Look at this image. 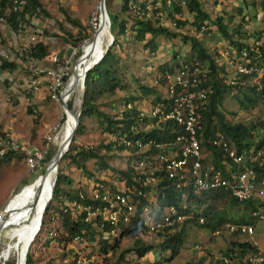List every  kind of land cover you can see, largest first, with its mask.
Returning a JSON list of instances; mask_svg holds the SVG:
<instances>
[{
  "label": "rangeland",
  "instance_id": "1",
  "mask_svg": "<svg viewBox=\"0 0 264 264\" xmlns=\"http://www.w3.org/2000/svg\"><path fill=\"white\" fill-rule=\"evenodd\" d=\"M147 1L148 6L145 15L149 16L154 24H157L158 21L169 29H176V32L197 36L206 50L214 56L215 61L222 63L216 54V50L231 45L226 43V39L216 29L213 20L217 15H221L229 27L237 23L240 24V33L233 34V39L245 42L256 49L255 38L259 32V39L264 42V17H262L264 11L259 6V0H244L243 3L240 2L241 0H199L201 8L209 16V21L205 25L207 28L209 27V31L205 33L202 32L201 28L199 30L195 28L194 24L191 23L193 13L187 11L183 6H181L182 10L179 15L185 18L186 22L179 28H175L167 14L170 10L168 0ZM40 3L45 12L40 11L37 15L29 16L28 21L24 23L22 32L14 33L0 18V49H8L7 52L12 54L15 52L14 57L18 63L17 67L9 72L11 80L7 79V83L0 80V135L10 134L15 138L27 140L46 148L47 160L56 152L58 145L56 142L54 143L53 139L45 141L44 132L50 125L58 121L61 108L59 103L49 96L47 84L50 76L44 73L36 76L38 89L32 98V105L37 109V113L33 115L32 111H28L27 107L29 106L24 103L23 87L30 71L25 68L26 65L24 66L19 58L20 50L34 40L31 39V36H34L47 45L48 53L57 52L59 56H66L68 47L72 44V36L76 37L84 32L89 34L91 40H94V38L92 39L94 33L93 18L96 17L97 19L99 16V5L98 0H40ZM104 3L109 15L116 12L119 19L125 20L126 29L122 34L116 35L114 44L112 39L107 47H110V50L116 54L115 70L119 78V85H116L112 92L94 93L92 102L100 112L115 116L122 109L125 98L133 96L128 102L136 109L145 111L153 103L154 94L143 92L141 86H152L160 96H163L162 71L159 70L158 64L164 60L168 61L170 56L174 54L173 52L176 53V56L177 54L181 56L180 59H183L188 54L189 41L183 42L178 34L171 37L157 34L154 37L156 44L154 51H151L148 46L143 45L149 37L148 33H145L141 40L134 38V29L130 20L134 9L120 11L121 0H104ZM154 8H156L155 11H153ZM66 15L71 20H68ZM68 33L71 36H68ZM81 39L77 42H81ZM75 57L70 59L69 66L66 68L68 70L67 76L72 72ZM48 63L47 61L41 64L46 65ZM56 67L62 69L59 64ZM74 68L77 69L78 67H73V70ZM262 68L264 70V67ZM79 69L80 67L77 71ZM224 77L235 78L236 75L230 70L225 71ZM247 81L251 83L253 78L249 77ZM237 95L236 89H231L224 95L220 109L225 118L230 122L247 123L250 120H258L264 123V105L259 102L246 109L239 108L236 101ZM7 96L9 99H6ZM73 99L75 100V94L70 96L67 103L70 102L69 107L71 109L77 110L78 104H75ZM80 99L81 89L78 103H80ZM62 120L63 117L58 122L61 128ZM103 126L104 120L101 114L85 116L82 120V128L79 131L75 129L72 135L73 140L69 144L90 147L98 143L115 140L109 149L100 147L98 152L103 154L104 160L110 166L115 169H124L135 159V154L129 149L120 148L118 138L104 130ZM140 127L145 128L144 124ZM59 129L55 134L56 137ZM202 150L205 154L204 161H211V153L204 146ZM46 160L41 164L39 163L40 166L33 170L28 169L22 156L12 157L0 164V208L9 205L10 211V215L7 220L3 221V227L0 229V251L5 245L11 243L7 231L18 228L20 223L29 220L31 217L32 207L38 198V196L35 198L37 194L36 182L43 173L41 171H44ZM57 164L60 171L71 178V183L65 185L68 188L86 186L83 181L87 178L90 181L99 179L107 184L118 185L121 175L115 169L98 168L95 159L86 160L84 168L62 158L57 161ZM136 168L146 176L151 174L153 171L152 156L148 155L144 158L143 164L136 165ZM88 172L90 173L88 174ZM156 192V189L150 190L151 196L155 197ZM229 202L230 198L228 197L220 205H216L215 209L231 219H236L242 214L243 208L242 206L230 207ZM54 204L59 205L57 202ZM226 222L232 223L234 221L227 219L216 228L218 232H215V229L212 231L208 227L199 226L188 220L184 224V241L178 253L172 258L165 259L158 251L146 252L139 257L132 250H127L124 251L119 264H182L185 261L205 264L211 260H218L223 255V250L232 241L248 240L255 246H259L264 240V223L260 219H256L252 223L254 226L252 237L248 234L228 231L224 226ZM62 234L64 231L57 211L48 209L45 214V223L39 227L26 251L30 254L32 264H110L118 253L130 247L135 239L153 242L156 240L153 234L144 230L129 231L119 236L116 248L111 249V251L108 250L105 254L98 250L94 241H75L72 239L64 241L60 238ZM46 236L48 241L44 242ZM77 254L81 255L84 260L77 262L75 260ZM16 259L13 252H8L5 258H2L0 253V264H14Z\"/></svg>",
  "mask_w": 264,
  "mask_h": 264
},
{
  "label": "trees",
  "instance_id": "2",
  "mask_svg": "<svg viewBox=\"0 0 264 264\" xmlns=\"http://www.w3.org/2000/svg\"><path fill=\"white\" fill-rule=\"evenodd\" d=\"M20 6L17 10L11 9L12 0H0V18L8 25V27L14 32H22L24 23L28 21L30 15H37L38 12L43 11L40 0H19ZM163 1V0H162ZM244 0L240 2L243 3ZM170 2V10L167 14L170 16L171 20L175 21V28H179L182 24L186 22V19L180 17V13L183 6L187 11L193 13V19L191 23L194 24L197 30L200 29L202 25V32H208L209 27L205 25L209 21V16L205 10L200 6L199 0H168ZM136 4L138 8L132 10V4ZM148 1L147 0H121L120 11L132 10L133 16L130 18L132 21V26L134 29V38L136 40H141L144 37L145 33L149 34V37L146 39L143 45L148 46L151 51H154L155 42L154 37L157 34H163L166 36H175L178 34L183 42L189 41V51L187 57L195 56L202 66H205L203 80L204 85H208L210 90L208 91L207 98L200 110V121L201 127L198 129V137L200 138L201 144L211 153L210 160L213 162V165L216 168L221 169V173L224 175L226 172L222 169L220 159H222V151L219 148L212 147L208 142L207 138L214 136L216 132L222 133L226 139H228L234 146L236 151H243L245 153L244 165L251 166L255 172L259 175L264 171V153L262 156V161L260 163L250 161L248 159L249 154H254L258 149L263 150L264 152V123L258 120H250L249 122H230L224 116L223 111L220 109L222 99L224 95L231 89H236L238 95L236 96V101L239 108L246 109L250 106H254L256 103H262L264 105V94L261 89L256 88V83L247 81V74L240 73L236 74L235 82L230 84L228 82L220 81L219 71L225 73L221 66L218 65V62L215 61L214 56L206 50L201 40L194 35H187L176 32V29H169L167 26H164L161 23L154 24L149 16H146ZM259 6L264 11V0H259ZM240 9L239 7L237 8ZM156 8L153 9L155 11ZM68 20V16H65ZM110 17V28L113 35V44L116 42V35L122 34L125 28V20H121L118 17V13H112ZM158 17V16H156ZM264 17V13L262 14ZM99 18V16H98ZM98 18L96 19L98 21ZM157 20V19H156ZM216 24V29L221 33L222 37L226 39V43L231 44L235 48V54L240 52V48L243 45L248 54L251 56V61H254L258 66L264 67V42L259 39V32L256 34L257 38L255 45L256 49H250L247 43L233 39V34L240 33L239 27L240 24L237 23L232 27H229L226 22L223 21L221 15L215 16L213 20ZM98 29V28H97ZM68 36H71L68 33ZM87 37L89 39L88 33H81L80 35L72 36V44L78 45L81 38ZM82 40V39H81ZM93 40H90L92 42ZM22 54H26L29 57H32L42 62H47L46 56L49 52L47 45L41 40L36 42L29 43L24 49H21ZM80 52V47H77L78 54ZM174 53V54H173ZM169 60H164L158 64L160 71H172L178 65V59L176 53L173 52ZM217 54V52H216ZM59 56V55H58ZM62 56V55H60ZM59 56V57H60ZM21 59L23 56L20 57ZM46 65H50L53 68H56V63L50 62ZM116 54L110 50V47L107 48L100 60L95 63L90 69H88L84 74L83 79V94H82V103L80 112L78 115V124L77 131L82 128V120L85 116L92 114H101L104 120L103 129L107 132L114 134L115 137L123 135L128 138L132 137H151L158 142H168L172 140L174 133L178 131L177 126L171 128H166L163 125L152 126L148 129H139L137 132L130 130L131 125L134 123L138 109H136L132 104L129 107L125 106V103L131 100L133 96L127 97L124 100L122 109L119 110L118 115L110 116L106 113H102L98 110L96 105L92 102L94 93L99 92H112L116 85H119V78L115 70ZM205 64V65H204ZM18 63L15 59H6L0 56V70L10 72L17 67ZM224 75V74H222ZM264 76V73L262 74ZM250 75L249 77H251ZM261 77V80L264 81V77ZM4 82H8L5 78ZM143 92H151L154 94L153 102L161 99L159 93L152 87L141 86ZM70 102L67 103L69 107ZM28 111L30 108L27 107ZM2 134V133H1ZM73 140V138H72ZM71 140V141H72ZM115 143V140H111L107 143H98L95 146H75L70 145L68 149L62 155V159H67L69 162L74 163L77 166L84 168V162L88 159H95L98 164V168L101 169H112L115 168L110 166L105 160L102 153L98 152L100 147L109 149L110 145ZM120 148H123L124 145L119 143ZM128 149L133 153L135 147L129 146ZM155 148H151L147 152L148 155H152ZM251 150V151H250ZM141 153V154H143ZM22 156L19 152L7 151L0 156V164L10 160L12 157ZM47 155L42 157L41 162L46 160ZM145 157V158H146ZM150 159V157H149ZM242 166H240L241 168ZM45 169V167H44ZM121 175L119 178H123L127 185L132 183L131 176L134 175L135 169L131 164H128L124 169H115ZM41 172H44L43 170ZM90 172H88L89 174ZM161 172L153 170L151 175H157ZM140 177H144V174H138ZM43 173L40 175V178L36 182L37 194L38 196L41 179ZM71 183V178L66 174L60 171V168L57 164L54 183L51 190V197L45 207V210L41 216L40 226L45 223V214L48 209L56 210L58 217L61 222L64 234L60 238L64 241L72 238L74 234H78V241H94L98 250L101 252H106L108 250L116 248L118 243V237L111 240H102L96 238L93 234V231L90 228L88 222L82 221L80 216H77L75 219L70 217L68 210H63L66 200H69L76 196L77 189L76 187L68 188L65 185ZM148 187V186H146ZM157 192H156V202L162 207L164 205H174L179 212L182 213H191L192 216L185 218L178 229H175L171 232H167L161 236L156 237V240L153 241H143L139 238L135 239L134 243L124 250L120 251L115 259L110 264H119L124 251L132 250L136 256H143L146 252L158 251L162 257L165 259L172 258L176 255L184 241V224L186 221L191 220L199 226L208 227L210 230L216 229L220 224L224 223L227 219L233 220L238 223H253L257 219L256 216L252 215L250 212L252 209L256 208L258 205L257 200L255 199H246L238 201L233 197L229 196V193L226 189L219 187L209 190H204L199 193L192 191L191 186L187 185L184 188H176L170 181L164 177H160L156 183ZM230 198L229 206L230 207H239L242 206V214L236 219H231L224 214H221L218 210L215 209L216 205H220L222 201L226 198ZM54 202L59 203L58 206ZM33 208V207H32ZM198 216L203 217L202 222H198ZM138 225L134 224L132 226L126 227L125 231L121 233L125 234L129 231H134ZM140 230V229H139ZM230 232H237L236 230ZM47 236L44 238V242H47ZM256 246L248 240L244 241H232L231 244L223 250V254L229 252H234L235 262L237 264H244L243 256L247 253L255 252ZM25 264H32V259L30 254L26 252L25 254ZM8 264V263H6ZM12 264V263H11ZM182 264H199L198 262L185 261ZM205 264H226L222 262L220 257L218 260H211V262H206ZM261 264V263H259Z\"/></svg>",
  "mask_w": 264,
  "mask_h": 264
},
{
  "label": "built area",
  "instance_id": "3",
  "mask_svg": "<svg viewBox=\"0 0 264 264\" xmlns=\"http://www.w3.org/2000/svg\"><path fill=\"white\" fill-rule=\"evenodd\" d=\"M20 2L12 0L11 9L17 10ZM131 6L134 10L138 8L135 3ZM170 22L175 26L174 20ZM31 39L34 40L29 43L37 41L34 36H31ZM86 40H88L87 37L82 38L78 45H69L66 56L59 57L57 52L47 54L46 60L57 62L56 66L59 64L62 69L43 65L36 59L22 54L20 50L19 56H23V58H19L23 65H26L25 68L30 71L23 87L24 103L30 107L33 115H36L37 109L32 105L33 95L38 89L36 76L45 73L50 76L47 84L49 96L56 100L61 108L58 121L50 125L44 132L45 141L53 139L61 126L58 122L65 115L61 105V89L70 76V74L67 76L66 68L69 66L70 59L80 53L76 54L77 47H80L81 51ZM252 48L250 47V49ZM7 51L8 49H0V56L6 59H15V52L12 54ZM216 52L222 60V63L217 61L218 65L224 72L232 70L235 75L244 73L248 75V78L252 75L256 88L261 89L264 94V81L261 80L264 70L262 66L251 61V56L243 45L238 54H235V48L232 45L223 46ZM180 57L177 54V67L172 71L165 70L161 74L164 95L160 96V100L153 102L147 110H138L134 123L130 127V130L137 132L141 128L148 129L158 125H163L166 128L177 126L178 131L174 133L172 140L158 142L151 137L128 138L123 135L116 137L118 143L124 145V149H128L130 145L135 147L133 152L135 159L131 161V165L135 169L134 175L130 177L132 183L127 185L123 178L118 180V185L107 184L99 179L90 181L87 178L83 181L86 186H77L76 196L65 202L63 210H68L72 219L80 216L82 221L88 222L96 238L111 240L119 237L126 227L134 224L138 225L135 230H144L158 237L178 229L185 218L191 217V213L179 212L172 204L161 207L155 197L151 196L150 190H157L156 183L160 177L168 179L176 188L182 189L190 185L192 191L196 193L222 187L228 191L229 196L238 201L255 199L258 205L250 213L264 223V171L258 175L251 166L244 165L245 153L236 151L235 146L220 132L208 137L207 142L222 151L220 163L226 174L223 175L221 169L216 168L212 161H204L203 145L197 134L201 127L199 109L205 103L210 90L208 85L203 84L206 69L195 56H185L183 59ZM218 74L222 82L232 84L236 81L234 77H224L225 73L222 71H219ZM6 99H9V96ZM130 105V102L125 103L126 107ZM142 124L145 128L140 127ZM54 130L55 132L51 134ZM151 148H155L151 155L153 170L161 173L140 177L138 174L142 173L137 170L136 165L143 164L147 155L143 152H147ZM7 151L21 153L28 169L33 170L40 166L39 163L46 148L5 133L0 135V156ZM263 153V150L258 149L254 154H249L248 159L260 163ZM240 166L242 167L240 168ZM3 212L4 209L0 208V220ZM197 220L202 222L203 217L198 216ZM224 226L228 231L236 230L238 233L248 234L251 237L254 229L252 223L226 222ZM215 232H218V229H215ZM71 239L78 241V234H74ZM253 242L255 243V241ZM104 253L107 254V251ZM234 254V252L223 254L220 259L226 264H237ZM75 260L80 262L84 259L77 254ZM243 262L244 264H264V240L259 246H256L255 252L243 256Z\"/></svg>",
  "mask_w": 264,
  "mask_h": 264
},
{
  "label": "bare ground",
  "instance_id": "4",
  "mask_svg": "<svg viewBox=\"0 0 264 264\" xmlns=\"http://www.w3.org/2000/svg\"><path fill=\"white\" fill-rule=\"evenodd\" d=\"M98 8L99 20L97 21L96 17L93 18L94 33L92 35V39L94 38V40L90 42L91 39L89 38L83 43L80 53L76 56L73 62L72 73L65 81L61 89V98L62 100H65V102L70 98V96L75 94V100H73L75 104H78L81 72L88 64L91 63L93 59L103 53L105 45L108 44L109 36L107 33V12L99 6ZM73 67H80V69L79 71H77L78 68H74L73 70ZM75 112L76 111L71 108L65 111L64 117L66 116V119L63 122L62 128L60 127L57 137L55 135L53 138L54 143L56 142L58 145L56 152H58V150L63 147L68 137L72 136L75 131ZM54 173L55 168H52V158H50L43 172L41 187L39 190L40 192L30 214L31 217L29 220L20 223L18 228L7 231V236L10 238L11 243L10 245H5L1 249L0 253L2 258H5L8 252H13L17 258L14 264H25V254L30 243H32L31 241L34 235L39 229L37 222L38 219H41V213L47 202ZM4 210L5 211L3 212V216L0 220V229L3 227L1 222L7 220L8 216L10 215L9 205L6 206ZM5 250H7L6 253Z\"/></svg>",
  "mask_w": 264,
  "mask_h": 264
},
{
  "label": "water",
  "instance_id": "5",
  "mask_svg": "<svg viewBox=\"0 0 264 264\" xmlns=\"http://www.w3.org/2000/svg\"><path fill=\"white\" fill-rule=\"evenodd\" d=\"M98 5H99L100 8H102L103 10H105V11L107 12V10H106V8H105L104 0H98ZM107 33H108V36H109V40H108V44L105 45V48H104L103 53H102L101 55H99L98 57H96L95 59H93V60L91 61V63L88 64V65L83 69V71L81 72V77H80L81 99H80V103H78V108H77V110H75L76 112H75V128H74V129H76L77 124H78V115H79L80 108H81V103H82L83 79H84V74H85V72H86L88 69H90L95 63H97V62L100 60V58L103 56V54H104L105 51L107 50L108 45L111 43V41H112V39H113V38H112V34H111V28H110V17H109L108 12H107ZM61 105H62V108H63L64 112H65L67 109L70 108V107L67 106L65 100H61ZM65 119H66V116L63 118L62 122H64ZM71 140H72V136H69L68 139L66 140V142L64 143L63 147H62L60 150H58V152H54V154L52 155V157L49 156V157L47 158V160H46V164H47V162L49 161V159L52 158V168H53V169H54V168L56 169L57 161L62 157V155L64 154V152L68 149V145H69V143H70ZM46 164H45V166H46ZM54 178H55V173H54V176H53L51 189H50L49 196H48L47 202H46V204H45V207H46V205H47V203H48V201H49V199H50V197H51V190H52V186H53V183H54ZM24 184H25V183H24ZM15 192H16V191H15ZM14 194H15V193H14ZM5 205H6V204H5ZM45 207H44V209H45ZM3 209H5V206H4ZM44 209H43V210H44ZM42 214H43V211H42V213H41V216H42ZM40 221H41V219H38V222H37V225H38V226H40Z\"/></svg>",
  "mask_w": 264,
  "mask_h": 264
},
{
  "label": "crops",
  "instance_id": "6",
  "mask_svg": "<svg viewBox=\"0 0 264 264\" xmlns=\"http://www.w3.org/2000/svg\"><path fill=\"white\" fill-rule=\"evenodd\" d=\"M5 78L11 80L9 72L0 70V80L4 81ZM1 224H3V222Z\"/></svg>",
  "mask_w": 264,
  "mask_h": 264
}]
</instances>
